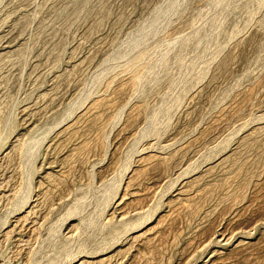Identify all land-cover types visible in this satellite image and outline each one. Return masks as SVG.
<instances>
[{
  "label": "rangeland",
  "instance_id": "rangeland-1",
  "mask_svg": "<svg viewBox=\"0 0 264 264\" xmlns=\"http://www.w3.org/2000/svg\"><path fill=\"white\" fill-rule=\"evenodd\" d=\"M264 264V0H0V264Z\"/></svg>",
  "mask_w": 264,
  "mask_h": 264
},
{
  "label": "bare ground",
  "instance_id": "bare-ground-1",
  "mask_svg": "<svg viewBox=\"0 0 264 264\" xmlns=\"http://www.w3.org/2000/svg\"><path fill=\"white\" fill-rule=\"evenodd\" d=\"M77 264V263H76Z\"/></svg>",
  "mask_w": 264,
  "mask_h": 264
}]
</instances>
